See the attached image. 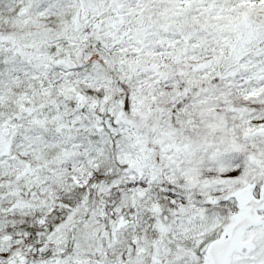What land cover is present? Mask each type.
I'll use <instances>...</instances> for the list:
<instances>
[{
    "label": "snow or ice",
    "instance_id": "1",
    "mask_svg": "<svg viewBox=\"0 0 264 264\" xmlns=\"http://www.w3.org/2000/svg\"><path fill=\"white\" fill-rule=\"evenodd\" d=\"M0 264H264V0H0Z\"/></svg>",
    "mask_w": 264,
    "mask_h": 264
}]
</instances>
